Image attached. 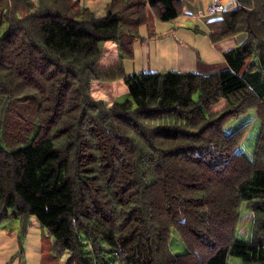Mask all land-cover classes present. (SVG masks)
Segmentation results:
<instances>
[{
    "label": "trees",
    "instance_id": "obj_1",
    "mask_svg": "<svg viewBox=\"0 0 264 264\" xmlns=\"http://www.w3.org/2000/svg\"><path fill=\"white\" fill-rule=\"evenodd\" d=\"M193 1L112 0L97 17L81 0H0V226L37 218L67 264H264V0L209 24L213 44L248 36L229 70L124 71L149 11L169 23ZM112 42L120 61L101 67ZM120 79L130 100L93 98V82ZM251 111L259 140L239 153L251 120L229 126Z\"/></svg>",
    "mask_w": 264,
    "mask_h": 264
},
{
    "label": "rangeland",
    "instance_id": "obj_2",
    "mask_svg": "<svg viewBox=\"0 0 264 264\" xmlns=\"http://www.w3.org/2000/svg\"><path fill=\"white\" fill-rule=\"evenodd\" d=\"M233 3L234 0H223V4H221L224 8L229 9L233 6ZM152 14V17H155L154 13ZM181 19H183L180 21L181 26L177 24L178 28H182L180 31H178L176 24L172 22L164 23L156 20L154 31L157 37L149 46L151 50L150 58L145 55L143 45L141 43L137 44L135 58L124 61L125 74L179 72V63L174 54L176 43H181L195 51L201 61L216 59L218 54L212 49L210 38L202 32L205 30L202 22L195 19L187 21L184 20V17ZM174 29L178 33L175 34ZM119 46L117 42L109 43L106 46L105 54L99 62L101 67H109L120 61ZM147 64H150L149 68ZM91 91L94 99L103 101L109 107L125 103L131 99L129 88L123 79L111 83L93 82ZM257 92L261 93L260 90H257ZM249 120H251L252 126L246 139L237 149L239 153L254 154L256 142L259 140L261 123L257 119L256 111H251L247 116L232 122L229 126L230 131L237 130L239 126L241 127V124ZM255 215L246 205L243 206L237 236L240 240L252 239ZM180 238V234L173 230L169 247L172 253L177 256L188 253L187 247ZM55 243L56 240L50 232L41 226L35 217H31L25 225L19 219L8 220L0 226V264H67L71 255L66 253L60 257L55 256ZM91 258H93L92 254ZM230 264H242V262L238 258H233Z\"/></svg>",
    "mask_w": 264,
    "mask_h": 264
},
{
    "label": "crops",
    "instance_id": "obj_3",
    "mask_svg": "<svg viewBox=\"0 0 264 264\" xmlns=\"http://www.w3.org/2000/svg\"><path fill=\"white\" fill-rule=\"evenodd\" d=\"M83 5L91 9L97 17H104L106 16L107 13V6L111 4L112 0H81ZM213 0H194L193 2H187L185 3V14L181 17H184V20H189V19H195L200 22H202V25L205 26V30L202 31L206 36H208L211 40L210 34L211 30H209V24L211 22L220 20L221 17L220 15L216 16H209V15H204L206 11H208V8L212 5ZM220 2L223 4V0H220ZM236 7V2L234 0L233 6L229 9H233ZM226 10H229L228 8L225 7ZM206 10V11H205ZM149 22H148V27H143L141 29V35L145 39L144 41H138L134 45V53L137 47V44L141 43L143 46V49L145 51V55L150 58L151 55V42L156 39V32L154 31V36L151 35L150 32H152L155 28V21L156 18L152 17L153 14L151 11H149ZM154 18V19H153ZM177 19L175 21H171L173 24H180L181 26V20L183 19ZM169 22V23H171ZM186 23V22H185ZM185 23H182L183 25H186ZM178 28V27H177ZM182 29L181 27L178 28V31ZM200 30V28L198 27ZM155 30V29H154ZM173 31L175 34L178 33L176 29ZM190 30V29H189ZM247 34L242 33L239 34L236 37L229 38L217 43L212 42V49L217 52L218 55H216V59L214 60H208V61H201L198 58V55L196 54L195 51L189 49L187 46L182 45L181 43H176L175 49V57L178 60V65H179V72L182 73H197L201 75H209L213 73H217L219 71H225L229 70L228 64L225 62L224 55L228 51L232 50L233 48L241 45V43H244L247 39ZM109 44V43H108ZM107 44V46H108ZM148 68L150 67V64H147ZM150 73V72H149Z\"/></svg>",
    "mask_w": 264,
    "mask_h": 264
},
{
    "label": "built area",
    "instance_id": "obj_4",
    "mask_svg": "<svg viewBox=\"0 0 264 264\" xmlns=\"http://www.w3.org/2000/svg\"><path fill=\"white\" fill-rule=\"evenodd\" d=\"M226 9L224 6L219 2V0H213L212 5L208 8V11L204 15H209V16H216V15H222V13Z\"/></svg>",
    "mask_w": 264,
    "mask_h": 264
}]
</instances>
